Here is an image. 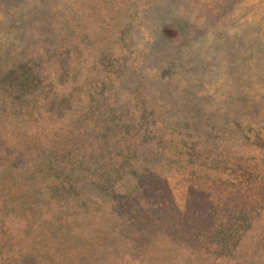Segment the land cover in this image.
<instances>
[{
    "label": "rangeland",
    "instance_id": "rangeland-1",
    "mask_svg": "<svg viewBox=\"0 0 264 264\" xmlns=\"http://www.w3.org/2000/svg\"><path fill=\"white\" fill-rule=\"evenodd\" d=\"M0 264H264V0H0Z\"/></svg>",
    "mask_w": 264,
    "mask_h": 264
},
{
    "label": "trees",
    "instance_id": "trees-1",
    "mask_svg": "<svg viewBox=\"0 0 264 264\" xmlns=\"http://www.w3.org/2000/svg\"><path fill=\"white\" fill-rule=\"evenodd\" d=\"M160 183H161V189H163V190H168V186H167V183H166V181L165 180H163V179H161V178H158L157 179ZM202 216H198V215H196L194 218H192V219H190V221H188V219L187 220H185V226H186V228H184L183 230H181L180 228H179V226H177L178 227V229H176V233L177 232H181V233H183V234H185V233H188V232H191L192 230L194 231V237H198L199 238V236H201V234H202V230H200V228H203L204 226H205V224H204V221H203V218H201ZM209 228H211V226H205L204 227V229H206V230H209ZM175 237H176V235H175ZM177 238V237H176ZM178 239V238H177ZM186 242H191V241H188V240H185ZM192 243V242H191Z\"/></svg>",
    "mask_w": 264,
    "mask_h": 264
}]
</instances>
